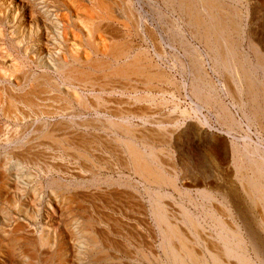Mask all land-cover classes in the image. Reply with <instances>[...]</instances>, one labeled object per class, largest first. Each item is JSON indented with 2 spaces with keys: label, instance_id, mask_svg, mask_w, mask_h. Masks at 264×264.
Wrapping results in <instances>:
<instances>
[{
  "label": "bare ground",
  "instance_id": "bare-ground-1",
  "mask_svg": "<svg viewBox=\"0 0 264 264\" xmlns=\"http://www.w3.org/2000/svg\"><path fill=\"white\" fill-rule=\"evenodd\" d=\"M158 1L161 6H159V3L155 4V2L153 5L156 7V18H166L169 23H171V28L174 29L178 27L180 32H188L199 43V47L195 45L193 46L192 43H186V46L183 45L185 48V56L189 58V62L191 61V69L190 72H188L191 74V89H189L190 91L192 90L191 92L194 98L197 99L198 106H196L209 109L218 107V119L223 123L229 133L237 128H241L243 124L246 125L249 131L252 127H256L257 129L259 128L260 134L261 132L264 133V47L260 46L256 41H252L248 43V45H245L246 38L248 37L246 32L247 25H245V19L248 17L249 13L248 9L244 10L243 8H238L236 6V4L239 3L238 0ZM135 8L133 0H0V23L2 25L6 23L13 26V38L11 39L10 46L7 47L8 51L6 52L7 55L14 56L15 61L8 66L7 69L9 73L11 72L12 75H14V77L16 75V81H13L15 82V85H12V87L9 84L12 87L9 89V92L3 90L4 94L0 97V107L6 101V104H8L7 106L9 107L7 112L9 114H16L18 106L24 105L35 114V117L36 115H39L38 117H40V115H52L53 113L51 111L53 108H50L49 112V106L53 107V103L56 102L64 103L65 106L62 105L64 107L63 110L67 111L69 109L71 110L73 103H75V105L77 104L79 108L85 112H97L106 106L104 100L106 95L111 97L119 92L128 94L126 97L130 95L134 104L156 103L155 96H153L154 93H151L152 90L160 85L166 87L174 84L176 85V83H174V80L169 75L170 73L168 74L163 71V69H160L161 65L159 66L157 62H154L152 59L153 57L151 58L149 56L150 53L148 54V52L135 46L134 39L136 38L142 41L149 40L154 46L156 53L155 56H162L163 53L161 44L153 30L154 28L152 27V29L150 27L152 25L149 26L147 24L146 21L148 20L144 18L145 16L142 17L143 15H140ZM153 23H155V21ZM119 25L124 27L125 30L122 29L124 31H117V28H119L117 26ZM181 26L184 27V30H181L183 29ZM3 34H0V36H4ZM160 35L159 38L161 39ZM133 43L135 45H133ZM2 49L3 48L1 47L0 51ZM205 57L211 63L214 72L219 73L220 75L222 74L223 82L222 84L219 82L222 91L231 98L233 104L241 111L243 116V119L241 118L243 120H241L242 122L235 118L232 113L233 111L224 103L221 95L218 94V88L215 85L216 82L209 76L211 74H208L205 69ZM173 59L174 62L179 59L181 60L178 56H173ZM31 64H34L32 66H36L41 70V74L38 75L37 73L27 71L28 69L26 70V68H29ZM173 65L175 64L173 63ZM173 68L177 69L175 67ZM187 70L189 71V69ZM138 85H140L143 90L139 91ZM159 92L165 91L161 89ZM51 93H54L52 98L51 96L49 97V94L51 95ZM40 100L41 102H47L48 100L54 102L52 105L50 103L49 106L47 104L45 106V103L43 102V105L42 103L40 104ZM49 102L47 103L49 104ZM163 104H165L163 101L159 103L160 106ZM136 109H138V107ZM142 109L117 110L116 108V113L112 112V115L111 113L110 115L108 114L109 117H106L105 120L102 119V116L98 118L95 116L96 120H93L95 118L92 119L91 117V119L85 120L83 118L84 120H81L82 116L86 114L80 110V113L77 111L79 114H77L76 117L77 119L78 117L80 118L79 121L74 120L72 117L73 120H70L71 122L63 120L54 125L42 123L41 128L35 127L37 128L35 132L46 143L39 145L31 144V142L23 143V145L20 144L16 150L11 151L10 159L13 160V162L15 160L16 165L20 168L24 165H34L35 168L36 166L39 168L41 164H44V171L46 173H60L65 169L60 167V162V165L56 166L48 163V155L51 154H49L50 151L48 152V148L45 147V145H50L51 147H57V149L54 148L56 151L59 150L58 154H56L58 157L55 155L57 159H63V155L66 156V154V157L68 158V152L73 151L74 154H72L85 163V167H82L83 170L81 171L90 174L95 172L99 173L104 167L102 160L95 156L98 152H101L99 150H102L104 153L106 152L110 156L117 158L119 162L123 160L124 163L122 166L124 168L135 172V174L150 186L149 189L145 188L147 191L143 193L147 192L146 195H149L151 215L155 221H153V223H155L157 227L156 229L159 231L158 236H160V242L158 244L163 251L165 264H264V154L259 151L258 147L254 148L253 144L248 143L244 138L242 143L235 140L230 143V146L228 145V149H230L232 155V177L234 178V182H238L241 186L242 195L246 199V205L252 214L251 216L246 213H239L238 210V212H234L232 210L233 206L231 201H227L228 196L221 195L223 197V199L219 201L221 210L218 211L217 208L213 209L212 203L216 201L215 198L217 197V194L214 193L215 189L197 190L198 196L202 198L205 204L201 205L202 209L200 208V214L192 213L187 209L184 202L197 206V200L192 198V193H188L187 190L183 192V190L180 189L181 187L179 188L178 182L181 180L180 176L177 174L178 172L176 173V171L174 172L173 169H170L174 164L173 166H170L169 162L172 160L171 154L167 148H165V144L169 143L170 140H173L183 122L181 124L177 120L171 122L170 119L167 120V123L165 120L160 122L157 120L158 122H153L154 120L152 119L153 117L150 112L151 108L147 110ZM192 110H194V108ZM56 111L54 113H56ZM71 112L75 115V111ZM62 114L64 115V111ZM102 114L104 115V113ZM183 114L187 116L185 113ZM17 115L15 117H19V115ZM27 115L26 117L29 119V115ZM136 120L139 124H136ZM149 124H152V127L150 126V128H148L147 125L149 126ZM167 124L169 126L172 125V128H168ZM4 128L3 125V130ZM8 128L7 131L10 129ZM61 131L62 133L59 135ZM194 131L198 132V130ZM1 135L3 134L0 131V137ZM6 136L7 134H5L4 137L7 138ZM182 136L183 135L181 134L177 138H180L181 140ZM246 138L248 139V137ZM7 139L1 140L8 141ZM21 140L23 139L21 138L19 141ZM1 142L2 141H0V143ZM223 143L225 142H219L218 139V141L214 140L209 146V154L213 158L216 159L220 157L219 155L222 154L225 146ZM100 154H98V156ZM190 159L188 161L191 165L193 161L190 163ZM63 161L62 163H64ZM118 164L119 163H117V165ZM1 166L2 165H0V169L2 171L5 168ZM74 172L72 174H74ZM2 173L0 172L1 194L7 195L9 193V190L7 189L9 183H25L21 182L24 180V178H22V173L19 174L17 172V174L13 175ZM94 176L89 175V177ZM202 177L206 178V175ZM188 179H190V177L186 175L184 180L187 181ZM116 181L110 180L109 182ZM120 181H122V179ZM196 182L199 181L197 180ZM61 184L54 181L53 192L55 194L57 193L58 197H63V195L66 197L67 195L66 200L61 202L62 204L60 205L61 207L59 206L60 208L58 211L61 218L60 221L63 223L65 230H68L69 232L72 231L71 229L75 230V236L73 238L75 241H73L76 243L74 248L77 257H80L81 253L84 252L79 247L85 246V251L87 250L94 254L93 258L98 261L97 263H114V260L108 255L107 251H105V249L103 250L101 247L100 241H103L104 238H99L98 234L100 235V233H96L97 227L100 226V220L93 218V214H91V216L87 214L88 212L84 209L85 205L83 206L85 202L83 203L77 200V205L73 197H70L68 194L71 193L69 190L70 188L66 185L64 186V184H62V186ZM131 185L133 186V184ZM131 185H127L128 189H136ZM16 186L18 187V185ZM166 187H171L174 191H177V193L179 192L177 195L181 194V196L186 197L181 203L177 200L179 202V204L177 202V205L180 208L178 214H173L174 211L170 213L169 208L171 207L168 208L165 204L164 200L166 198H169L170 196V200L173 198V193L170 195L171 193H166L168 190H165L166 192L163 190V188L165 189ZM34 189L36 190L35 187ZM133 194L130 195L132 198H135ZM15 197H18V195L16 194ZM7 200L5 201L8 204ZM110 202L111 201H109V203ZM36 203L37 201H34V204L29 201L22 204H13L12 202L8 206L11 207L12 211L23 217V215L27 214V211L24 208L27 209L29 206H34L35 210L38 207H35ZM174 205L176 206V204ZM88 209H90V207ZM72 210H75L73 211L74 213H76V211H78L77 214L80 211L81 213L78 214V217L77 215L72 217ZM31 212L32 214L27 218H31L32 221L35 220L34 218H36V216L33 211ZM254 213L257 215L253 216ZM3 217L5 218L3 223L5 224L7 218L5 215H3ZM251 219L253 221L255 220V228L250 225ZM72 223L73 225L71 226ZM119 224L121 223L119 222ZM3 227L0 229V259H5L4 254L6 252H3V250L6 249L5 247H7V249L10 248L11 250L19 248L21 251H23V248H26L31 253H27V250L25 249L26 252L23 254L24 257L21 254L23 259L26 262L28 261V263L25 264H69V261L67 260L68 257L63 249L64 247H61V249L54 248L55 246H58V243L56 242L58 238H54V235L52 237L50 236L51 234L49 235L48 232L43 231L44 233L40 234V237L37 236L38 238H31L26 236V234H23L24 232L22 231V233H14L13 230L12 233L6 231V228L4 229ZM42 229L45 230L44 227ZM61 230L63 232V229ZM17 231H19V229ZM106 235H108V233ZM127 236L128 235H126V239H129ZM105 240L106 242L108 240L110 241L109 238ZM122 242L124 241L122 240ZM60 244L59 247L61 246ZM39 249H46L47 251L46 256L41 259L38 257ZM140 254L142 255V259L149 261L148 255L143 254V252H140ZM152 255L151 257L153 258ZM156 260L158 259L156 258L154 261ZM92 262L94 264L95 261ZM0 264H2V262H0ZM20 264L24 263L21 262Z\"/></svg>",
  "mask_w": 264,
  "mask_h": 264
},
{
  "label": "rangeland",
  "instance_id": "rangeland-1",
  "mask_svg": "<svg viewBox=\"0 0 264 264\" xmlns=\"http://www.w3.org/2000/svg\"><path fill=\"white\" fill-rule=\"evenodd\" d=\"M137 1L133 0L134 5L136 7L135 9L140 13V15H143L142 17L145 16L144 18L146 20H148V21H146L147 24L149 26L152 25L150 27L154 28V29L153 28L152 29L155 31V33L157 35V38H158V41L161 44V48L163 49V53H162L163 57L162 56H155L156 53H155L154 46L151 43V41H149V40H145V41H147V42H145V41H142V40L136 38V39H134V43L136 45L134 43H133V45H135L138 48H141L142 50H144L146 52H148V54L150 53L149 56L151 58L153 57L152 59L154 60V62L155 63L157 62L159 66L160 65L162 66V67L160 66V69L161 70L163 69V71H165L168 74L170 73L169 75L174 80V83H176V85L174 84V85L166 86V87L163 86V85H160L159 87L157 86L155 89H153L151 93L152 94L154 93L153 96H155L154 98H155V102L157 101L156 103L134 104L132 99H131V97H130V95L126 97V95H128V94H123L122 92H119V93H116L114 96L110 97V96L106 95L104 97V100L106 102V106H105L106 108L105 107L101 108L97 112L96 111L85 112V111L81 110L77 104L75 105V103H73L72 109L71 110L69 109L70 111L69 110L67 111V110H63V108H64L63 106H65L64 103H59V102L58 103L57 102L53 103L54 101L52 102V100H48L47 102L50 101L49 104L46 101H42V102L45 103V106H46V104L49 106L50 103H51V105L53 103V107L49 106V110H48L50 112V108L51 109L53 108L54 110L52 109V111H51L53 114L49 115V116L40 115L41 120H40V117H38L39 115H36V117H35V114L32 113V111L29 108L25 107L24 105H19L18 106V110H17L18 112L16 111V114L15 113L14 114L13 113L9 114L7 112L9 110V107L7 106L8 104H6L7 103L6 101H5L4 104L1 105L2 110H1V107H0V110H1L0 111V113H1L0 114V126L2 128V129L0 128L1 129L0 131L3 134L0 137V141H2L0 143V165H2L1 167L5 168L4 169L5 171L4 170L1 171V169H0V172L1 173L3 172L2 174L6 173L8 175L17 174V172L19 174L22 173V178H24V180L21 181V182H25V183L14 182V183H19L20 185L19 184L9 183L7 185V189L9 190V193L7 195L1 194V192H0V203H1L0 204V229L4 226L3 228L4 229L6 228L5 229L6 231H9V232H12V233H13V230H14V233H16V232L20 233L22 231V232H24L23 234H26V236H29L31 238L32 237L33 238L34 237L38 238V237L41 236L40 234H43L44 232H48L49 235L51 234L50 236H52V237L54 235V238L55 237H56V239L58 238L57 241H56L58 243V246H55L54 248L61 249V247L62 248L64 247L63 249L65 250L66 256L68 257L67 260L69 261V264H93L92 261H95L94 264H99V263H97L98 261L93 258L94 254H92L91 252H88L87 250L85 251V248H86L85 246L84 247L80 246L79 248L81 250H83L84 252H86V253L83 252L84 254L81 253V256L77 257V254L75 252L76 250L74 248V245H76V243H74L75 239H73L74 236H75V232H74L75 230L71 229L73 232L72 231L69 232L68 230L67 231L65 230V228L63 226V223H61V221H60L61 218H60V214H59V211H58L59 208L61 207L60 206L62 204L61 202L62 201L64 202L66 200L67 195H66V197H65V195H63V197L62 196L58 197L57 193L55 194L53 192V190H54L53 189L54 181H57L58 184L62 183V184H64V186L65 185L68 186L70 188L69 190L71 192V193H68V194H69L70 197H73L75 203L78 205L77 200H79V201H81L83 203L85 202L83 204V206L85 205L84 209L88 212L87 214H89L90 216H91V214H93L92 215L93 218H95L96 220H98V219L100 220L99 221L100 222V226L97 227L96 233H100V235L98 234L99 238H101V237H102L101 239L104 238L103 241L102 240L100 241L101 242V247L103 248V250L105 249V251H107L108 255L114 260L113 261L114 263H112V264H152V263L153 264H165L163 251L160 249V246L158 244L160 242V236H158L159 235V231H157L158 229H156L157 227H156L155 223H153L154 218L151 215L149 195L148 194L146 195L147 192L143 193V192L147 191L146 189H149L150 186L147 185L146 182L144 180H142L137 174H135V172L130 171L127 168H124L122 166V164L124 163L123 160L121 162H119L117 158H114V157L110 156L108 153H106V152L104 153L102 150H99V151H101L100 152L101 154L98 152L95 156H97L98 158H100L102 160V163H103L104 167L99 171V173L95 172V173H90V174L87 173L86 174V173L81 171L85 167L84 161L83 162L80 161L75 155H73L74 154L73 151L72 152L71 151L68 152L69 160L66 157L67 154H66V156L63 155L64 156V158H63L64 161L61 158H58V159H60V160H58L56 158V156L58 157V155H56V154H58L59 150L56 151L54 148L57 149V147H51L50 145L49 146L51 148L48 145H45V147L48 148V152L50 151L49 154H51V155L53 154L52 156L48 155V158H49L48 159V163L50 165H55V166L56 165H60V163H61L60 167L65 168L64 170H62V172L64 171L63 173L62 172H60V173H57V172L56 173H54V172L46 173L44 171V168H45L44 164H41L40 165L41 167L39 166V168H37L38 166H36V168H35L34 165H24L25 167L21 166V168H20V167H18L16 165V161L15 160L13 162V160L10 159L11 151L12 150H16L17 147L20 146V144L23 145V143L25 144L27 142H29V143L31 142V144H37V145L46 143L35 132L37 128H41L42 123L43 124H53L54 125V124H56V123H58L60 121H63V120H65V121L67 120V121L71 122L74 119V120L79 121L80 118L78 117V119H77L76 117H77V114L80 113V110H81V112L86 114V115L82 116L81 120H84V119L86 120V119H91V118L93 119V118H95V116L97 118L102 116V119L105 120L106 117H109L110 113H111V115H112V112L116 113V108H117V110L118 109L140 110L142 108H143L142 110H147V109L151 108L150 112H151V115L153 117L152 119L154 120V121L152 120L153 122H155L157 120L159 122L165 120V122L167 123L168 119H170L171 122H174L175 120H177L180 124L183 122V124L180 125L179 131L176 132L177 134L175 135L173 140L172 141L170 140L169 143L165 144V148H167V150L171 154V159L172 160L169 162L170 166H173V164L175 166V167L174 166L170 167V169H173V171L174 172L176 171V173L178 172L177 174L180 176L181 180H179V182H178L179 188L181 187L180 189H182L183 192L187 190L188 193H190V194L192 193V195H191L192 198L197 200V206L191 205L188 202H184L186 207H187V209L190 210V212H192V213L200 214L201 213V209H202L201 205H204L205 203L203 202L202 198H200L198 196L197 190H205V189L206 190H211V189L214 190L215 189L214 193L217 194L216 196L218 197V199L216 197L215 198L216 201H214L212 203V205L214 206V207L212 206L213 209L217 208L218 211L221 210V206L219 204L220 203L219 201H221L223 199L222 196H228L227 197L228 198L227 201H231L232 206H233V207L232 206L231 207H232V210L234 212H238L239 211V213L240 212L241 213H246L249 216L252 215L251 212L249 211L248 206L246 205V199L242 195L240 184L238 182H234V178L232 177V175H233V167L231 165L232 155H231L230 149H228V148H229L230 143L232 141L236 140V141H239L240 143H242L243 142V138H244L248 143H252L254 148L258 147L259 151L262 154H264V149H263L264 148L263 147L264 146V133L261 132V134H260L259 128L257 129L256 127H252V129L249 131L245 124H243V126L241 128H237L234 131L229 133L226 130V128L223 125V123L218 119V115H217L218 107H215L216 109L215 108H213V109L210 108L209 109V108H199V107H197L198 106L197 99L194 98V96H193V94L191 92L192 90L190 91V89H191V74L188 73V72H190V69H191L190 68L191 67V64H190L191 61L189 62V58H187L185 56V48H184L183 45L186 46V43H189V44L192 43L193 46L195 45V46L199 47V43L188 32L185 31V32L182 33V32H180L178 30L179 29L178 27L174 28V29L171 28V23H169V21L166 18H159V19L156 18V11H155L156 7H154L153 5H154V2H155V4L159 3V6H161L160 2L158 0H156V1L155 0H142V1L139 0L138 1L139 4L137 3ZM238 2L239 3L236 4V6L238 8H240V9L243 8L244 10L248 9V11H249L248 17L245 19V25H247L246 26L247 27V31L246 32L248 34V37L246 38L245 45H248V43H250L252 41H256V42L259 43L260 46L264 47V0H238ZM142 10H144V11H142ZM154 21H155V23H153ZM117 27H119L120 29L117 28ZM117 27H116L117 31H120V30L124 29V27H121V25H119ZM181 28H183V29H181ZM181 28H180L181 30H184V27L181 26ZM124 30H122V31H124ZM158 33H160L161 35L158 34ZM252 33L256 34V35H253ZM0 34H3L5 36V37L2 36V35L0 36L1 37V39H0V49H1V47L3 48L0 51V59H1L0 60V71H1L0 72V97H1L4 94V91L9 92V89H11L15 85L14 84L15 82H13V81H16L15 80L16 79V75L14 77V75H12L11 72L9 73L8 69H7V67L10 66L15 61V57L7 55V52H6V51H8L7 47L10 46L11 39L13 38V26H10V25H8L6 23L4 25H2L0 23ZM159 35H160L162 41L159 38ZM260 41H262V42H260ZM171 42H173V43H171ZM152 54H153V56H152ZM173 56H178L179 58H181V60L180 59L177 60L176 61L177 63H176V62H174ZM11 57H12V59H11ZM185 61H186V63H185ZM205 61H206V63H205ZM173 63L176 66L173 65ZM204 63H205V69L207 70L208 74H211L209 76L216 82L215 85L218 88V94L221 95L224 103L226 105H228L229 108L233 111L232 113L235 116V118L238 121H241L243 119L241 111L233 104L231 98L226 93H224L222 91V88H221V84L223 82L222 74L220 75L219 73L214 72V70H213V68L211 66V63L207 60V58L204 59ZM165 64H166V66H165ZM186 64H188V65H186ZM32 65H34V64H31L30 67H29L30 69L26 68V70L28 69L27 71H31L33 73H37L38 75L41 74V70H39L36 66L34 67ZM206 65H207V67H206ZM208 66H210V67H208ZM173 67H175L177 69H174ZM187 69H189V71ZM183 72L186 73V74H184ZM183 74H184V76H183ZM7 76L10 77V78H8ZM17 77H18V75H17ZM6 78H7V80H6ZM9 84L11 86L12 85L13 86L11 87ZM138 86H139V91L143 90V88L140 87V85H138ZM161 89H163L165 92H159V90L161 91ZM52 95L54 96V93H51V95L49 94V97L51 96V98H52L53 97ZM106 97H107V99H106ZM157 97H159V98H157ZM163 98H165V99H163ZM161 101H163L165 103V104H163L164 106L163 105L162 106L159 105V103H161ZM39 102H40V104L42 103L41 100ZM43 103H42V105H43ZM167 103H169V104H167ZM3 105H4V107H3ZM5 105L7 106V109H6ZM56 105H58L60 107H58ZM137 105H140V106H137ZM154 105H156V106H154ZM20 106H21V108H20ZM146 106L147 107L149 106V107L147 108ZM150 106H152V107H150ZM137 107H138V109H136ZM61 108H62V110H61ZM76 108H77V110H76ZM193 108H194V110H192ZM3 109L5 110V112H4ZM47 109H48V107H47ZM59 109H60V112H59ZM103 109H105V110H103ZM106 110H108V111H106ZM55 111H56V113H54ZM63 111H64V115L62 114ZM71 111H73V112L75 111L74 112L75 115ZM77 111H79V113ZM2 112H4V113H2ZM105 112H106V114H105ZM96 113H97L98 116L96 115ZM102 113H104L105 116ZM183 113H185L187 116H185ZM17 114L19 115V117H15ZM71 114H73V115H71ZM89 114H90V116H89ZM188 114L190 115V117H189ZM26 115L29 117V119L26 117ZM30 115H32V116H30ZM92 115H94V116H92ZM58 117H60V118H58ZM63 117H65V118H63ZM72 117H73V119H72ZM15 119H16V121H15ZM34 119H35V121H34ZM22 120H24V121H22ZM93 120H96V118L93 119ZM135 122H136V124H139V122L137 120ZM17 123H18V125H17ZM3 125H4L5 128L8 126L10 129L7 127L9 129L8 131H7V128L6 129L4 128V130H3ZM192 125H193L194 128L192 127ZM150 126L152 127V124L151 125L149 124V126L147 125L148 128H150ZM171 126L168 125V128H172ZM35 127H37V128H35ZM28 129H29V131H28ZM194 130H198V132H195ZM3 131H4V133H3ZM5 131H6V133H5ZM34 132H35V134H34ZM61 133H62V131L59 133V135ZM5 134H7V136H6L7 138L9 137L8 139L4 137ZM181 134L183 136H182V138L180 140V138H177V137L179 135H181ZM13 136H15V137H13ZM26 136H28V137H26ZM2 137H4V138H2ZM246 137H248V139ZM14 138H15V140H14ZM16 138H18V139H16ZM21 138L23 140L19 141ZM239 138H240V140H239ZM1 139H7L8 141H6V140L4 141V140H1ZM218 139H219V142H223L224 141L225 143H223V144L225 146H224L223 152L221 154L222 156L219 155L220 157L215 159L209 154V146L214 142V140L218 141ZM17 140H18V142H17ZM33 140H34V142H33ZM37 140H39V141H37ZM3 141H4V143H3ZM22 141H25V142H22ZM39 142H41V143H39ZM258 143H259V145H258ZM4 145H6V146H4ZM260 148H262V149H260ZM54 152H55V154H54ZM8 154H9V156H8ZM69 154H70V156H69ZM98 154H100V155L98 156ZM72 156H74L76 158H74ZM106 156H109V157H106ZM110 157H112V158H110ZM65 158H67V159H65ZM185 159H186V161H185ZM189 159H190V163L193 161L191 163V165L189 164V161H188ZM51 160H52V163H51ZM55 161H56V163L57 162L58 163L56 164ZM62 161L64 163H62ZM43 163H44V161H43ZM117 163H119L120 165L119 164L117 165ZM114 166H116V167H114ZM42 168H43V170H42ZM74 168H75V170H74ZM119 168H121V169H119ZM66 169H67V171H66ZM74 171H77V172H74ZM73 172H74V174H72ZM184 173H185V175H184ZM88 174L90 176H94L96 174L95 175L96 177L95 176L94 177H89ZM186 175H188V177H190V179H188L187 181L184 180ZM199 175H200V177H199ZM204 175H206V178L202 177ZM86 176H87V178H86ZM125 176H126V178H125ZM181 176H183V177H181ZM70 177L73 178V179H71ZM87 179H89V180H87ZM121 179H122V181H120ZM0 180H1V178H0ZM26 180H28V181H26ZM108 180L109 181L110 180H112V181H116L117 180V181L116 182H109ZM197 180L199 182H196ZM123 184H124V186H123ZM131 184H133V186ZM16 185H18V187ZM127 185H131L132 187H134L136 189L138 188V189L137 190L136 189H133V190L132 189H128ZM146 185H147V187H146ZM26 186H27V188H26ZM34 187L36 188V190L34 189ZM152 188H154V187H152ZM107 189H109V190H107ZM32 190H33V192H32ZM76 190H78V191H76ZM135 190H136V192H135ZM163 190L164 191L168 190V192H166V191L165 192L168 193V194L171 193L170 195H172V193H173V195H172L173 198L171 200H170V198H171V196H170L169 198H166L167 200L165 199L164 201H165V204L167 205L168 208L171 207V208H169L170 213L174 211L173 214H178L180 212V210H179L180 208L177 205V202L178 201L180 203L183 202L186 197L185 196H181V194L177 195L179 192L177 193V191H174V189L171 188V187H166L165 189L163 188ZM35 191H36V193H35ZM119 191H120V193H119ZM131 191L133 193L134 192L135 193L133 194ZM16 194L18 195V197H15ZM73 194L75 195V197H74ZM130 194H133V196L135 198H132ZM174 194H176V195H174ZM183 195H185V194H183ZM61 197L63 198V200H62ZM219 197H221V198H219ZM33 198L34 199L36 198V199L34 200ZM75 198H76V200H75ZM77 198H79V199H77ZM13 199H14L15 202L13 201ZM5 200H7L8 204L6 203ZM10 200L13 202V204H22V203H26V201H29L30 203L34 204V201H37L35 207H37V206L38 207L36 208L37 210L35 209L36 211L34 210V206H32V207L29 206L28 207L29 209L28 208L27 209L24 208L27 211V214L23 215V217H22L19 214H17L16 212L12 211L11 207L8 206L10 203H12ZM109 201H111V202L109 203ZM146 201H148V202H146ZM172 202L174 204H176V206ZM179 202H178V204H179ZM89 207H90V209H88ZM1 208H2V210H1ZM75 210H77V209H75ZM75 210H72L71 212H73ZM31 211H33L35 213V216H36V218H34L35 220H32V221H31V218L30 219L27 218V217H29L30 214H32ZM77 212L78 211H76V213L73 212L72 217H75L76 215L78 217V214H80L81 211L78 214H77ZM105 212H107V213H105ZM3 215H5V217L7 218L5 224L3 223L5 221V218L3 217ZM256 215L257 214L254 213L253 216H256ZM106 216H107V218H106ZM143 217H145V218H143ZM114 218H116V219H114ZM118 221L121 224H119ZM1 225H2V227H1ZM56 225H57V228H56ZM72 225H73V223L71 224V226ZM250 225L255 228V226H256L255 225V220L253 221L251 219ZM59 226H61L62 228L59 227ZM104 226H106V227H104ZM43 227L45 228V230L42 229ZM104 228H106L107 230L104 229ZM18 229H19V231H17ZM61 229H63V232H62ZM48 230H50V231H48ZM103 230H105V231H103ZM144 232H145V234H144ZM107 233H108V235H106ZM126 235H128L127 237H129V239L128 238L126 239ZM106 237L109 238L110 241L108 240L106 242V240H105V239H107ZM122 240L124 242H122ZM61 241H62V243H61ZM66 243H67V246H66ZM59 244L61 245L60 247H59ZM5 248L6 249L3 250V252H6L4 254L5 255V259H3L2 257H1L2 259H0V262H2V264L3 263L4 264H20L21 262H23L24 264L28 263V261L26 262L23 259V257H24L23 254L26 252V250H27V253H31L28 249L23 248L22 249L23 251H21V250H19V248H15L14 250H11L10 248L7 249V247H5ZM150 250H152V251H150ZM140 252H143V254L148 255L149 261L142 259V255L140 254ZM46 253H47L46 249H39V253H38L39 259L45 257ZM21 254H22L23 257L21 256ZM73 254H75V255H73ZM150 254L151 255L154 254L155 256L152 255L153 256V258H152ZM84 255H86V256H84ZM81 257H82V259H81ZM161 257H162V259H161ZM156 258L158 260L154 261ZM78 259H79V261H78ZM136 261H138V262H136Z\"/></svg>",
  "mask_w": 264,
  "mask_h": 264
}]
</instances>
